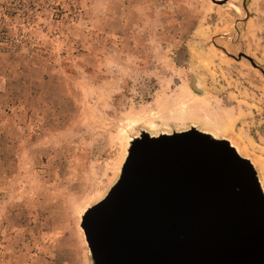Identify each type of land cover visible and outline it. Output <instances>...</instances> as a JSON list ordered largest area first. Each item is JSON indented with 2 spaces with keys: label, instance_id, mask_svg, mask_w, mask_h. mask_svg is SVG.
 <instances>
[{
  "label": "rangeland",
  "instance_id": "1",
  "mask_svg": "<svg viewBox=\"0 0 264 264\" xmlns=\"http://www.w3.org/2000/svg\"><path fill=\"white\" fill-rule=\"evenodd\" d=\"M43 8L39 47L19 57L59 59L70 110L81 103L86 117L65 146L23 150L19 180L0 163L8 174L0 264H91L81 217L118 181L140 130L194 126L229 139L264 187V0H54L50 14Z\"/></svg>",
  "mask_w": 264,
  "mask_h": 264
},
{
  "label": "water",
  "instance_id": "2",
  "mask_svg": "<svg viewBox=\"0 0 264 264\" xmlns=\"http://www.w3.org/2000/svg\"><path fill=\"white\" fill-rule=\"evenodd\" d=\"M192 89L202 95L195 78ZM80 227L91 264H264V187L229 139L194 126L140 130Z\"/></svg>",
  "mask_w": 264,
  "mask_h": 264
},
{
  "label": "crops",
  "instance_id": "3",
  "mask_svg": "<svg viewBox=\"0 0 264 264\" xmlns=\"http://www.w3.org/2000/svg\"><path fill=\"white\" fill-rule=\"evenodd\" d=\"M62 69V63L55 58L41 63L19 56L2 60L0 163H11L18 174L13 175V179L23 177L19 169L16 170L28 157V152L23 150L63 147L81 130L86 112L81 103L79 113L70 110L72 84ZM10 149L17 151L12 153ZM2 178L8 179L7 172L0 175Z\"/></svg>",
  "mask_w": 264,
  "mask_h": 264
},
{
  "label": "built area",
  "instance_id": "4",
  "mask_svg": "<svg viewBox=\"0 0 264 264\" xmlns=\"http://www.w3.org/2000/svg\"><path fill=\"white\" fill-rule=\"evenodd\" d=\"M45 11H53L54 0H0V65L3 58L15 57L38 48V32ZM54 23L51 18L48 23Z\"/></svg>",
  "mask_w": 264,
  "mask_h": 264
},
{
  "label": "bare ground",
  "instance_id": "5",
  "mask_svg": "<svg viewBox=\"0 0 264 264\" xmlns=\"http://www.w3.org/2000/svg\"><path fill=\"white\" fill-rule=\"evenodd\" d=\"M211 134V133H210ZM212 135H214V136H216L215 134H212ZM216 137H218V136H216ZM219 138V137H218Z\"/></svg>",
  "mask_w": 264,
  "mask_h": 264
}]
</instances>
